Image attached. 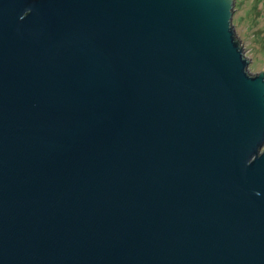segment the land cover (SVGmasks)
I'll return each instance as SVG.
<instances>
[{
    "label": "water",
    "instance_id": "95a60500",
    "mask_svg": "<svg viewBox=\"0 0 264 264\" xmlns=\"http://www.w3.org/2000/svg\"><path fill=\"white\" fill-rule=\"evenodd\" d=\"M234 3L0 0V264H264Z\"/></svg>",
    "mask_w": 264,
    "mask_h": 264
},
{
    "label": "rangeland",
    "instance_id": "374dc122",
    "mask_svg": "<svg viewBox=\"0 0 264 264\" xmlns=\"http://www.w3.org/2000/svg\"><path fill=\"white\" fill-rule=\"evenodd\" d=\"M249 71L264 68V0H235L232 16Z\"/></svg>",
    "mask_w": 264,
    "mask_h": 264
}]
</instances>
